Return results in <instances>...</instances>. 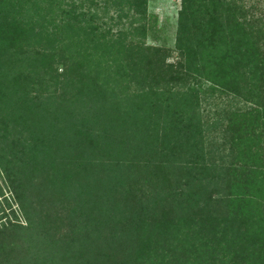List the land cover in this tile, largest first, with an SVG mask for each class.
<instances>
[{"label": "trees", "instance_id": "1", "mask_svg": "<svg viewBox=\"0 0 264 264\" xmlns=\"http://www.w3.org/2000/svg\"><path fill=\"white\" fill-rule=\"evenodd\" d=\"M147 1L0 0V161L18 208L0 217V264H264V0H181L172 61L146 41ZM43 87L34 122L6 119ZM207 100L223 105L212 117ZM133 170L145 204L132 184L112 200L99 186ZM55 203L85 215L66 239Z\"/></svg>", "mask_w": 264, "mask_h": 264}, {"label": "rangeland", "instance_id": "2", "mask_svg": "<svg viewBox=\"0 0 264 264\" xmlns=\"http://www.w3.org/2000/svg\"><path fill=\"white\" fill-rule=\"evenodd\" d=\"M99 1L103 2L104 0H99ZM180 2H181V0H148L147 1V11L149 14V18H151L150 20L154 21V24H153V28L149 32V35L147 36L146 41L148 44H151V45H164L166 47H169V49H171V51H170L171 56L168 58L169 61H172L175 59L174 58L175 52L173 50V47H174L175 36H176L177 14H178V11L180 9ZM113 29L115 30L116 28H113ZM37 90L35 88V89L28 91V94H25V98L28 100H27L26 104H23V108L22 107L20 108L21 113H22L21 116L17 117L16 115H14L16 107L18 108V103L17 104L11 103V108L8 109L9 113L8 112H6V114L4 113L6 116V119L12 118L11 121H13V120H18L20 118L22 124H29L30 120L32 121V119H33L32 117L35 114L34 112H36V108L35 109L32 108L34 105L33 104L34 103V97L35 96L42 97V95L44 96L48 93V92L46 93V91H47L46 88H44L43 93H41L40 91H37ZM60 92H61V90L58 88L57 93H60ZM16 94H17V96L21 95L20 92H18ZM215 97L217 99H219L217 96H215ZM206 98L210 100V98H208V96H206ZM31 99H33V101ZM60 100L61 99H59L58 96H56L54 98V100H53V98H50V101H54L53 103H51L54 106L55 105L56 106L62 105V106L71 107V108H68V111L66 110L67 113H69L68 119L70 118V120L73 119L74 121H77V122L82 121L83 119L84 120L87 119V118H85V115H83L84 112H82L81 110L74 109L75 107H73L72 105H70L64 101L60 102ZM220 100H219V102H221ZM227 100H228V102H230V104H227L228 107H235L236 106V104L233 103V101H230L231 100L230 98H228ZM217 101L218 100H214V102L208 101L210 103L209 105L206 104V102H204V104H202V108L200 109L202 117H205L206 114L210 116L216 109L219 113V111L221 110V107H223V105L218 104ZM59 103H62V104H59ZM28 108H31L32 110L29 109L27 111L26 109H28ZM39 109L40 110H37V111L40 113L43 110H45L44 106L39 108ZM26 113H27V115H26ZM32 113H34V114L32 115ZM8 117H10V118H8ZM211 117H212V115H211ZM66 120L63 118V121L62 120H59V121L63 122V124L65 126L68 122H72V121H66ZM11 121H9V122H11ZM89 121H91V120H89ZM32 122H34V120ZM26 136H27V133L26 132L23 133V137H26ZM12 137H13V135L11 133H9L8 138L11 139ZM1 139L2 138L0 136V150L4 149V152L6 154L11 153L8 146H4ZM0 152H2V150ZM100 155H101V153H100ZM1 160H2V162L0 161V217L1 216L2 217H8L9 219H11V218H13L12 211H17L18 208H17L16 202L13 199V193L8 188V185H7L8 181H6V177H5L6 173L4 170H2L3 169L2 167L7 166L6 165V159L2 156ZM141 165L142 164H140V166ZM9 166L13 167L11 165H9ZM102 166L103 165H101L100 163L96 165V162H95V164L91 166L93 168H91V167L90 168L95 170V169H97V167H102ZM150 167H153V166H150ZM103 168H107V167H103ZM103 168L101 169L102 172H104ZM115 171L117 173L120 172L119 169L115 170ZM116 172H113V171L110 172L109 171V175H110L111 179L115 175ZM122 173L124 174V172H122ZM129 174L131 177H129L126 180L120 181L117 185V188H115V190H113L114 188L112 189L111 185H110V184H112V180H107V183L105 186L102 184H99V186L102 188V190H106L110 193L109 197H112L111 198V200H112L113 198L120 199V197L122 199H124V198L126 199V194L123 195L122 193L125 191V189L128 185L132 184V185H134L133 190L135 193L133 196H137V197L141 198V201L143 202V204H145V202L147 203V201L144 199V197L146 198L147 191L151 192L152 186H150V182H148V181L146 182L144 180L145 178L141 177L139 175V174L146 175V173H143V172L138 173V171L133 170ZM94 175H95V172H91V177H94ZM146 177H147L146 179H149V176H146ZM111 192H113L114 194L111 195ZM55 204L56 205L51 207V212H50V216L52 215L51 216L52 218H53V216H56V220L51 224V226H52L51 230L54 233L56 232L57 235H59L58 238L66 239L68 232H70L73 228L80 229V227H79L80 218L82 216H85V215L82 214V212H81L78 215V217L74 219V221H70L69 212L64 211V212L60 213L59 210L62 207L59 208L58 203H55ZM119 205L122 207L120 209L121 213L118 214V212H117L116 216H118V215H119L118 217L124 216L123 219L125 220V225H126V201L125 202L121 201V203H119ZM65 206H67V209L70 212H72L76 208V206L69 205V204H65ZM2 219L4 220L5 218H2ZM108 221L109 222H105V224H106L105 226L107 227L108 230H113L114 227H117V225L111 219H108ZM130 226H131L130 224L127 225L128 228ZM111 227H112V229H111ZM83 231H84V229H83ZM81 233L83 234L82 231H81ZM38 246H41V245L38 244Z\"/></svg>", "mask_w": 264, "mask_h": 264}]
</instances>
